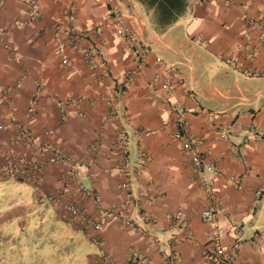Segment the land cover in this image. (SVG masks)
I'll use <instances>...</instances> for the list:
<instances>
[{"label":"crops","instance_id":"0c3cea01","mask_svg":"<svg viewBox=\"0 0 264 264\" xmlns=\"http://www.w3.org/2000/svg\"><path fill=\"white\" fill-rule=\"evenodd\" d=\"M35 1L37 11L26 0H7L0 15V124L6 126L0 148L11 144L13 134L12 111L2 105L8 97L22 123L87 166L86 185L101 195L99 205L85 204L88 214L126 198L120 134L130 143L134 164L136 229L106 223L89 239L65 223L57 243L85 250L74 255L78 264H101L104 256L130 264L134 249L147 254L148 264H213L205 259L213 247L212 227L201 216L210 199L195 177L191 154L174 137L182 131L204 140L208 161L221 171L213 183L231 264H264V192L256 198L264 188V27L262 21L248 23L264 17V0H188L184 15L164 33L154 30L138 1L112 0L144 44L141 66L124 53L123 38L108 18L110 0ZM65 8L73 14L70 28L85 32V45L99 54L93 72L74 50L59 51L52 26ZM99 27L101 36L94 33ZM69 98L79 102L68 107L70 118L63 122L60 103ZM141 155L146 163L137 170ZM65 170L45 167L44 193L66 188ZM46 209L49 218L61 220L58 206ZM176 213L182 214L178 226L170 218Z\"/></svg>","mask_w":264,"mask_h":264},{"label":"built area","instance_id":"2783aa9c","mask_svg":"<svg viewBox=\"0 0 264 264\" xmlns=\"http://www.w3.org/2000/svg\"><path fill=\"white\" fill-rule=\"evenodd\" d=\"M6 1H0V15ZM26 3L37 11L38 6L35 0H26ZM110 4L108 18L114 22L118 35L123 38L125 45L124 53L131 54L134 61L141 66L145 55L143 42L133 31L132 27L127 24L120 8L112 0H110ZM72 17L71 9L65 8L62 13V20L52 26V30L58 39L59 51L61 54H65L68 49L74 50L83 57L90 71L93 72L98 66L97 60L99 54L85 45L88 41V36L85 32L75 31L70 28L69 22ZM260 21H262L264 27V17L262 19L251 17L248 23L251 27H254L259 25ZM94 33L101 36V27L97 28ZM100 44L104 43L99 42L98 45ZM165 87L169 93L173 91L171 84H166ZM103 99L107 100L106 98ZM78 102L76 99L69 98L60 103V108L64 111L62 116L63 122H67L70 118L68 107L76 105ZM2 105L12 111L10 125L13 126V134L11 144L5 149L0 148V157L3 159V163L0 164V178H11L33 185L40 202H49L52 205L58 206L60 219L69 226L77 227L89 239H94L106 223H113L122 228L136 229L131 217L133 205L131 199V177L134 171V164L130 157V143L123 134H120L118 138L120 143L118 157L122 163L121 170L123 176V182L120 186L126 198L108 209L99 208L95 214H88L85 212V204L90 202L94 205H99L101 195L85 184L90 178L89 173L86 171L87 166L77 157L66 153L52 140L41 139L30 127L22 123L15 115V108L8 97L3 98ZM34 112L33 108L30 109L29 115H33ZM181 126H184L183 122ZM5 129L6 126L0 124V132ZM136 133L139 136L143 134L141 131H137ZM174 137L180 142L182 149L191 154L195 177L205 187L207 196L210 199V206L201 215L202 219L209 221L212 227L211 237L213 247L205 259L213 264H231L234 255L223 245L227 231L219 219L222 202L217 197L213 183L214 177L219 175L221 171L215 164L208 161L204 151L203 139L182 131L177 132ZM95 148H97V145H95ZM145 163L146 161L143 155H141L137 159L136 169H143ZM47 165H64L66 167L64 176L66 188L52 193H44L42 190V174ZM69 187H71L72 192L67 191ZM263 192L264 188L259 189L256 192V198L259 199ZM67 194H72L73 198L69 201H64L63 197L67 196ZM170 218L178 226L182 220V214H172ZM138 232L142 233L141 230H138ZM130 259V264H148L147 254L139 250H132ZM101 264L113 263L108 256H104L101 259ZM171 264L178 263L173 259Z\"/></svg>","mask_w":264,"mask_h":264},{"label":"rangeland","instance_id":"374dc122","mask_svg":"<svg viewBox=\"0 0 264 264\" xmlns=\"http://www.w3.org/2000/svg\"><path fill=\"white\" fill-rule=\"evenodd\" d=\"M48 206L49 202H40L35 189L0 178V264H78L74 255L82 257L85 250L73 251L72 246L57 243L66 224L49 218Z\"/></svg>","mask_w":264,"mask_h":264},{"label":"trees","instance_id":"16d2710c","mask_svg":"<svg viewBox=\"0 0 264 264\" xmlns=\"http://www.w3.org/2000/svg\"><path fill=\"white\" fill-rule=\"evenodd\" d=\"M150 16L151 24L158 33H164L184 15L188 0H136Z\"/></svg>","mask_w":264,"mask_h":264}]
</instances>
